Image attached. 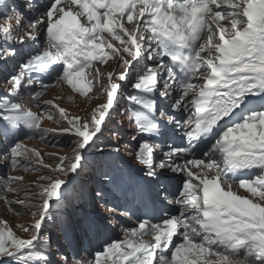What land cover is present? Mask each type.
<instances>
[{
    "label": "snow or ice",
    "instance_id": "6c2138e0",
    "mask_svg": "<svg viewBox=\"0 0 264 264\" xmlns=\"http://www.w3.org/2000/svg\"><path fill=\"white\" fill-rule=\"evenodd\" d=\"M0 15V66L7 73L0 151L13 171L48 173L28 184L19 175L0 180L5 192L36 189L25 199L4 198L9 211L27 212L32 220L18 225L27 238L0 220V259L264 264V0H0ZM21 26L23 35L14 37ZM108 61L113 67L105 71L100 65ZM53 84L81 96L95 89L103 102L84 116L70 115L54 100L40 99ZM128 88L127 115L138 145L133 155L145 172L129 186L143 208L120 212L133 226H122V239L105 241L87 262L63 252L52 261L50 240L42 235L47 220L62 233L93 227L87 219L52 214L64 207L69 182L88 170L90 156L101 157L92 164L113 182L109 173L117 170L120 149L105 152L104 146L118 144L119 135L104 134ZM44 119L58 127H42ZM21 136L42 143L66 136L74 147L46 153L55 161L47 164Z\"/></svg>",
    "mask_w": 264,
    "mask_h": 264
},
{
    "label": "rangeland",
    "instance_id": "374dc122",
    "mask_svg": "<svg viewBox=\"0 0 264 264\" xmlns=\"http://www.w3.org/2000/svg\"><path fill=\"white\" fill-rule=\"evenodd\" d=\"M4 23V18L0 19V24ZM14 26V22H10ZM25 29H19L13 31V36L18 37L21 33H24ZM43 45V42H42ZM2 48V46H0ZM19 49V46L17 47ZM105 71L112 70L113 64L111 61L106 62L105 65H100ZM117 72L122 71L121 68L116 67ZM1 74V73H0ZM7 79H2L0 77V97L5 96L6 88H7ZM22 96H25L21 93ZM27 97V96H25ZM88 97H95L93 99H89ZM44 98V100H54V102L61 107L65 108L70 115H81L84 116L92 107H94L98 103L103 102V97L95 96V89L89 92L87 96H81L77 92H73L69 88H65L63 86L55 87L50 90L48 93L44 94L40 97ZM31 106V105H30ZM35 111V107H33ZM41 126L45 128H55L58 127L53 121L44 119L41 122ZM115 131L119 135L118 144L114 145H105V152H110L112 148H119L120 152L118 157L116 158V168L118 167V162L124 157L129 159V162H134V148L132 145H129L124 138L121 136L122 132L129 137L130 142H133L136 132L134 128L131 126L130 121L128 119V115L126 111L121 108L118 104L116 107V111L113 113L111 118V123L109 124L108 131L105 132L104 136L107 139H111V133ZM29 148H35L41 152L42 157L44 158V162L47 164H54L55 161L49 159L46 153H57L64 154L66 152H70L71 148L74 145L71 141L65 137H52L49 136L47 138V142H40L39 140L24 142ZM125 146H127V150H125ZM138 146V145H137ZM136 146V147H137ZM135 147V148H136ZM101 157L99 156H90L89 157V168L88 170L81 173L80 178H74L76 180V185L71 189V191L67 194V200L65 201V205L61 209H57L55 207L52 208V214L56 217H71L73 221L87 219L88 221L92 219L94 216H104L106 211L100 207L101 205L99 200V205L96 206L94 202L97 200L92 196L94 193L92 192V185L98 182L103 184L105 180L99 175L92 161L99 160ZM46 171L33 172L28 171L25 172L23 169H16L13 171L10 165L4 160L3 153L0 151V180H3L9 175L12 176H23V180L20 183L28 184L37 181V177L39 175H47ZM10 187L15 188L16 183H12ZM92 188V189H91ZM28 191H36L35 188L32 189H24L20 192H5L3 191L2 185H0V220H6L9 223V226L12 228L13 232L17 235L27 238L28 234L22 231V228L18 227L20 224H26L31 222L32 218L29 213L22 212L19 216L16 215V212L9 211L8 205L5 204V197L9 201H16L25 199V193ZM87 191H90L89 193ZM245 194V193H244ZM55 199V198H53ZM35 202V201H33ZM13 209H16L18 206L13 203L11 205ZM84 230L76 227L70 231L61 232L60 228L56 226V222L54 220H47L43 226L42 235H45L50 240V252L52 254V261L59 260V255L61 252L69 254V259L71 260L75 255L76 258L84 260L85 262L90 259V257L80 256L77 252V242L79 239L83 237ZM122 239V234L120 235ZM73 238V239H72ZM0 264H13L12 261L7 259H0Z\"/></svg>",
    "mask_w": 264,
    "mask_h": 264
}]
</instances>
